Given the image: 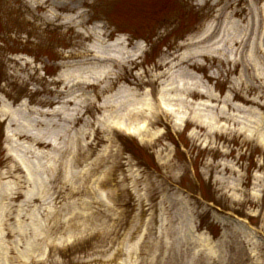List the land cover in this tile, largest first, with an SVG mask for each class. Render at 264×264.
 <instances>
[{
	"label": "rangeland",
	"instance_id": "obj_1",
	"mask_svg": "<svg viewBox=\"0 0 264 264\" xmlns=\"http://www.w3.org/2000/svg\"><path fill=\"white\" fill-rule=\"evenodd\" d=\"M227 1L0 0L2 160L20 152L1 112L22 125L48 122L38 113L51 110L56 82L89 51L117 64L105 78L154 77L128 87L162 107L149 121L134 118L130 134L114 131L112 150L130 170L113 182L101 175L91 219L0 223V264H264V0H242L238 17ZM177 57L192 67L174 66ZM221 114L235 122L216 120L211 134L193 136L192 120ZM20 201L0 197V207Z\"/></svg>",
	"mask_w": 264,
	"mask_h": 264
},
{
	"label": "bare ground",
	"instance_id": "obj_2",
	"mask_svg": "<svg viewBox=\"0 0 264 264\" xmlns=\"http://www.w3.org/2000/svg\"><path fill=\"white\" fill-rule=\"evenodd\" d=\"M241 2L227 1L226 9L230 10L228 16L238 17L244 13L240 7ZM210 32L211 29H208L204 37L192 44L206 42ZM241 44L242 41L234 43L235 46ZM140 50V47L137 48V51ZM81 58L78 69L67 72L56 82L60 86L57 94L61 97L48 104L51 110L38 113L50 117L48 122L35 121L33 116L36 112L30 111L33 119L27 125H22L14 120V112L8 109L1 112L2 117L13 126L11 137L20 156L13 157L9 162L0 158V179L14 182L12 188L2 183L0 197L21 201L17 205L0 207V223L44 222L59 226L91 219L92 214L87 211L92 210L93 204L99 205L103 201L98 193V189L105 184L101 175L109 177L110 182H113L119 169L123 173L130 170L129 161L125 159L123 162L118 150H112L114 131L130 134L134 118L149 121L148 112L162 108L158 98L154 101L134 99L138 93L128 87L141 89L151 86L154 77L147 81L134 77L128 81L127 77L121 76L105 78L106 74L111 75L110 68L117 66L115 61L101 59L93 51ZM172 59L165 60L155 68L163 69L171 65L174 61ZM176 62L174 66L192 67L183 57H177ZM236 70L237 66L228 73H236ZM248 90L255 92L256 88L250 86ZM239 99L240 102L256 104L242 97ZM192 121L195 124L192 126V134L196 138H199L202 131L205 137L211 134L214 131L213 121L235 122L233 117L223 114L207 124ZM41 125L50 128L49 134L36 130ZM82 196L90 199L84 200ZM105 209L108 212L105 219L110 220L113 207L105 205Z\"/></svg>",
	"mask_w": 264,
	"mask_h": 264
}]
</instances>
